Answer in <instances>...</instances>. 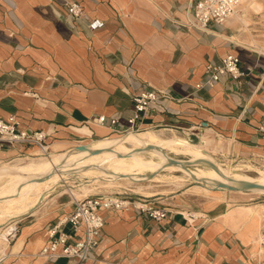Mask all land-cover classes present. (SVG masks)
Masks as SVG:
<instances>
[{
	"label": "crops",
	"instance_id": "0c3cea01",
	"mask_svg": "<svg viewBox=\"0 0 264 264\" xmlns=\"http://www.w3.org/2000/svg\"><path fill=\"white\" fill-rule=\"evenodd\" d=\"M68 1L0 0V119L15 115L19 129L49 133L51 150L60 151L58 144L121 137L92 119L117 115L126 128L133 93L153 86L169 90L174 99L163 100V111L147 117L148 130L192 142L208 134L222 164H248L252 170L244 172L251 174L264 170L258 131L264 123V54L226 38L223 34L234 36L225 28L228 20L210 33L188 26V7L197 0H72L84 5L81 18L69 15ZM228 53L251 70L243 84L224 76L190 98L205 65ZM33 151L7 148L0 161ZM150 180L141 190L127 183L111 187L132 205L103 211L100 243L82 264H260L257 246L221 219L230 205L247 204L257 193L214 189L203 195L194 191L195 181L175 188ZM74 184L81 188V181ZM58 204L53 225L74 209L69 198ZM139 204L168 214L155 220L135 207ZM65 230L71 231L69 224ZM45 232L24 226L0 264H79L43 257Z\"/></svg>",
	"mask_w": 264,
	"mask_h": 264
},
{
	"label": "bare ground",
	"instance_id": "6f19581e",
	"mask_svg": "<svg viewBox=\"0 0 264 264\" xmlns=\"http://www.w3.org/2000/svg\"><path fill=\"white\" fill-rule=\"evenodd\" d=\"M241 6L242 15L247 16L252 8L260 9V2L244 0L230 17L240 11ZM244 21L248 23L247 19ZM211 142L207 134L198 143H193L176 133L146 130L123 137L100 138L83 144L85 149L79 146L65 148L66 145L58 144L55 148L61 150L54 152L52 149L48 156H20L11 161L0 162V225H4L0 228V255L10 256L8 249L10 235L13 233L11 230L20 220H24L26 215L33 216L40 212L42 209L39 207L45 205L58 187H62L58 195L68 193L73 202L83 198L91 190L87 178L104 186L135 181L139 184V190L143 188L142 182L150 179L179 187L192 178L202 183V186L194 188L200 187L208 195L218 183L249 181L264 186V171L251 177L241 172L240 167L217 163L210 155L205 154L204 149ZM171 153L186 154L190 159L178 158ZM162 171H168L169 174H162ZM149 172L153 173L152 176ZM71 179L81 180L79 190L70 188ZM251 192L264 194V189H252ZM227 217L235 225L252 223L255 229L250 242L257 246V256L263 258L264 235L261 228L264 227V202L238 206Z\"/></svg>",
	"mask_w": 264,
	"mask_h": 264
},
{
	"label": "built area",
	"instance_id": "2783aa9c",
	"mask_svg": "<svg viewBox=\"0 0 264 264\" xmlns=\"http://www.w3.org/2000/svg\"><path fill=\"white\" fill-rule=\"evenodd\" d=\"M244 0H197L191 2L188 7L187 25L201 32H211L215 26L223 25L236 8ZM69 15L81 18L85 13L84 5L77 1L66 3ZM251 72L244 67L240 58L234 53H228L217 60L209 61L200 80L193 87L190 98L203 89L214 88L224 76H230L237 84H243V79ZM189 97V96H188ZM184 98H187L185 96ZM183 98V99H184ZM174 99L169 90L158 89L153 86L134 92L131 100L133 111L128 117L126 128L120 126V117L115 115L107 117L100 115L92 119V122L102 127H107L113 132L120 133L121 137L129 133H139L151 129L146 124V119L153 112H162V101ZM19 122L15 115L8 120L0 119V152L15 146L32 147L40 155L48 156L51 153V144L48 143L50 134L45 131H27L19 129ZM201 127H203L201 125ZM264 139V123L258 128ZM35 153V152H34ZM37 153V152H36ZM241 171H250L248 164H238ZM129 198L110 195H88L74 201V209L64 219L49 230L48 239L42 247L40 254L48 259L68 258L74 259L79 264L92 259V253L98 247L102 231L105 227L104 210H127L131 207ZM143 212H148L155 220L164 219L168 211L159 207H148L145 204L135 205ZM19 223L11 230L17 236ZM69 224L71 231L65 230Z\"/></svg>",
	"mask_w": 264,
	"mask_h": 264
},
{
	"label": "rangeland",
	"instance_id": "374dc122",
	"mask_svg": "<svg viewBox=\"0 0 264 264\" xmlns=\"http://www.w3.org/2000/svg\"><path fill=\"white\" fill-rule=\"evenodd\" d=\"M259 2H260V6H259L260 9L252 8L247 16L242 15V12H241V9L243 6L242 5L240 7V11H238L235 15L231 16L228 19V21L229 22L231 21V22L229 23L226 21L227 23H225L226 30H228L234 36H227L226 34H223V35L226 38L230 37V39L237 40L238 42L242 43L243 45L250 47L251 49H254V50L264 54V0H259ZM65 7H66V4H65ZM66 9H67V7H66ZM245 19L248 20V23H246L244 21ZM209 139L213 141V139L210 136H209ZM193 143H198V142L194 141ZM212 143L213 142L209 143L207 145V147H205L204 152L207 155H211V157L213 159L217 160L215 162L220 163V161L215 156V154L217 152L213 153V151H212L213 149H215V148L211 147ZM64 147L66 148L68 146L66 145ZM33 152H35V155H33V156L31 155L32 157H35V158L36 157H38V158L42 157V156H40L38 151L34 150ZM30 154H32V153H30ZM30 154H28V155H30ZM171 155H173V156L175 155L176 157L182 158L185 160L190 159L189 155H186V154L183 155L182 153H171ZM16 158H18V157H15L13 159L6 160V161H11V160H14ZM6 161H0V162H6ZM232 166L233 167H239V166H235L234 164ZM261 171H264V170H261ZM241 172H243V173H245L251 177L258 176V174H251V173H247L244 171H241ZM163 173L169 174L168 171L163 172ZM259 173H260V171H259ZM178 174H180V173H178ZM84 179H86V178H84ZM76 180H79V179H76ZM86 180L89 181V184L94 183V182L90 181L89 178H87ZM188 180H190V181L185 182L184 185L190 183L191 181H195L196 183H199V184H196V186L197 185L202 186V183H200L199 181H196L192 178L188 179ZM70 181H71L70 183L72 185V186H70V188L79 190V188H77L76 184H74L75 180L71 179ZM79 181H81V180H79ZM144 182L145 181L142 182L143 187L151 185V184L144 185ZM125 183L134 185L135 189L139 190L138 189V185H139L138 182L134 181V182H125ZM122 184H124V183H122ZM116 185H121V184H112V185L104 186V185L94 183V185L91 187V190L88 191V193H86L85 196H88V195H110V194H112L111 191L113 189L111 187L116 186ZM184 185H182V186H184ZM179 187H181V186H179ZM58 188L56 189V191H54L50 195V198L48 200L49 202L47 201L46 202L47 204L45 203L44 206L39 207V209H42L40 212H38L36 215H33V216L26 215L27 218L25 220H22V221L20 220V222H18L19 223L18 224L19 225V231H18L17 236H19L21 234L24 226H29V227H33V228L45 229L46 230V232H45L46 239H48L49 230L53 227V224H51L52 219H53L57 209H60L58 202H61L64 198H69V200H72L71 205L74 207V202H73V199L70 196V194L64 193L62 195H58V193L59 194L61 193L62 187H58ZM175 188H177V187H175ZM194 189H195L194 190L195 192L196 191L203 192L202 188H200V187H197ZM203 195H205L204 192H203ZM206 195H208V194H206ZM80 198H82V197H80ZM248 199L249 200H248L247 204H243V203L242 204L243 205H252V204H255L258 202H264V194L252 195V196H249ZM238 206H241V205H235V206L230 205V209L226 213L223 214L221 219L226 223V225H228L234 229H237L239 237H242L246 241L250 242L251 235L253 233V230L255 229L254 226L252 227V223H239V224L235 225V224H232L228 221V217H227L228 213L234 211L236 209V207H238ZM1 223L2 222H0V224ZM3 226L4 225H0V228H2ZM261 229L263 230L262 232L264 235V227H262ZM17 236L14 238H11V236H10V247H9V249L11 248V245L13 244V242H14L15 238H17ZM262 246L264 247V240L262 242ZM9 249H8V253H10ZM255 256L261 261L260 264H264V257L260 258L257 256V254ZM2 258H9V257H2L0 255V259H2Z\"/></svg>",
	"mask_w": 264,
	"mask_h": 264
},
{
	"label": "water",
	"instance_id": "95a60500",
	"mask_svg": "<svg viewBox=\"0 0 264 264\" xmlns=\"http://www.w3.org/2000/svg\"><path fill=\"white\" fill-rule=\"evenodd\" d=\"M81 149H85V145L79 146ZM227 188L230 191H251L252 189H264V186L249 181H235L234 184L218 183L215 189Z\"/></svg>",
	"mask_w": 264,
	"mask_h": 264
}]
</instances>
